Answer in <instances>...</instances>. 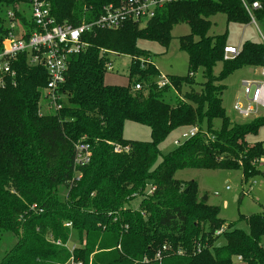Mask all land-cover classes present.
<instances>
[{
	"label": "trees",
	"instance_id": "obj_1",
	"mask_svg": "<svg viewBox=\"0 0 264 264\" xmlns=\"http://www.w3.org/2000/svg\"><path fill=\"white\" fill-rule=\"evenodd\" d=\"M45 1L58 24L77 26L124 0ZM254 3L258 9H252ZM11 4L0 0V42L5 36L1 11ZM246 8L254 23L264 26V0H183L165 5L142 27L130 21L84 36L87 48L68 61L58 112L41 113L45 70L29 66L27 53L17 56L11 65L16 84L0 90V264H232L238 257L241 264H264V212L246 218L245 233L200 199L195 181L174 178L182 170H239L247 183L260 173L263 149L246 137L264 126V117L232 124L221 96L226 78L261 64L264 46L246 40L225 60L227 30L208 35L210 19L218 14L227 25L250 24ZM180 24L190 30L178 38L188 58L187 74L166 77L168 84L159 87L150 55L136 43L168 46ZM111 54L131 58L126 86L104 80ZM217 64L221 70L215 75ZM198 70L203 83L195 92L191 86ZM183 89L172 103L168 95ZM127 121L148 127L151 140H125ZM193 127L196 136L155 166L158 146L173 132ZM77 143L91 151L90 162L78 169ZM116 147L128 151L116 153ZM137 197L138 208L130 210ZM72 231L78 243L71 253L65 245ZM220 237L225 243L216 247ZM163 247L161 260H155Z\"/></svg>",
	"mask_w": 264,
	"mask_h": 264
},
{
	"label": "built area",
	"instance_id": "obj_2",
	"mask_svg": "<svg viewBox=\"0 0 264 264\" xmlns=\"http://www.w3.org/2000/svg\"><path fill=\"white\" fill-rule=\"evenodd\" d=\"M180 1L183 0H124L119 6H104L101 14L93 20L72 26L58 24L51 16L50 7L45 0H13V4L4 6L1 11L5 36L0 42V90L16 84V72L11 65L17 56L27 53L29 66H40L45 70L47 84L42 97L47 110L58 112L62 108L60 89L65 82L68 61L87 47L84 36L97 30H117L130 21L139 25L146 24L154 18L159 9ZM251 7L254 10L259 8L257 3ZM246 11L251 23L255 24L250 10L246 8ZM261 43L264 46V38ZM237 52L238 48H224V59L227 60L228 56H234ZM105 68L107 72L112 71L111 62L107 63ZM257 68V78L241 82L243 98L236 99L233 103V111L242 119L256 118L259 109H264V54ZM167 84L166 78L163 77L158 83L159 87ZM134 89L139 90V86ZM197 133V127L182 132L179 139L173 142V146L179 147ZM114 151L120 153L128 151V148L116 147ZM90 159L89 145L77 143L74 146V168L86 166ZM152 191L153 189H150L148 194ZM65 227H71V224L67 223ZM222 232L223 229L218 230L215 236H220ZM53 244L61 246L60 241ZM65 247L72 253L76 246ZM201 249L202 247L197 245L195 253H200ZM165 250L163 247L158 251L155 260L160 261ZM236 260L241 261L240 257Z\"/></svg>",
	"mask_w": 264,
	"mask_h": 264
},
{
	"label": "rangeland",
	"instance_id": "obj_3",
	"mask_svg": "<svg viewBox=\"0 0 264 264\" xmlns=\"http://www.w3.org/2000/svg\"><path fill=\"white\" fill-rule=\"evenodd\" d=\"M210 21L212 22V27L208 35H220L227 30V45L233 48H239L240 44L246 40L261 43L262 38H264V26L258 23H250L245 26L236 24L227 25L225 18L220 14L212 17ZM189 31L187 24L176 26L172 30V40L168 46H162L158 43L143 39L138 40L136 45L139 49L146 51L150 55L151 62L156 67L161 78L169 76L184 77L187 74L188 58L186 53L179 49L178 38L189 34ZM230 58L231 56H228V59ZM109 61L111 62L112 71H108L105 74L104 80L106 84L126 86L128 81L127 70L131 58L124 55L111 54ZM220 70L221 64H217L214 68V74L217 75ZM257 71V66L243 68L234 72L223 82L225 89L221 96L222 106L225 110V115L232 124L244 125L258 118V116L264 117V109H259L256 118L252 117L250 119H242L233 111V103L235 100L243 98L241 82L245 79L257 78ZM202 83V72L198 70L194 74L191 89L199 92ZM183 93L184 89L180 95L172 91V94L168 96L172 98L171 102L173 103L176 100L175 97H181ZM41 103V113L47 114L48 110L46 105L43 101ZM219 123V121L215 122L216 129L219 128ZM179 132V130L173 132L158 146L160 156L155 166L160 164L162 156L176 148L173 146V142L179 139ZM122 136L125 140L131 141L149 142L151 140V133L148 127L128 121L124 123ZM246 142L248 144H260L264 152V126L256 134L248 135ZM258 170L260 173L247 183L244 182L242 173L239 170H182L176 172L174 178L181 181H195L200 199L202 200L206 197L205 203L218 207V216L220 219L225 221L226 224H233V228L247 233L246 218L250 215L262 214L264 212V156L259 163ZM60 195L66 197L65 190L61 189ZM140 201L141 198L139 197L133 199L129 204L130 210H136ZM31 210H35V207H31ZM260 242L264 250V237H261ZM77 243L76 231H72L67 245L75 246ZM224 243V239L220 237L215 245L216 247H220ZM232 264L241 263L237 262L236 258H233Z\"/></svg>",
	"mask_w": 264,
	"mask_h": 264
},
{
	"label": "water",
	"instance_id": "obj_4",
	"mask_svg": "<svg viewBox=\"0 0 264 264\" xmlns=\"http://www.w3.org/2000/svg\"><path fill=\"white\" fill-rule=\"evenodd\" d=\"M206 199H207V198H206V197H204L202 200H203V201H206Z\"/></svg>",
	"mask_w": 264,
	"mask_h": 264
}]
</instances>
